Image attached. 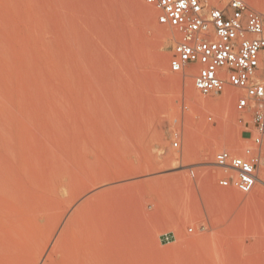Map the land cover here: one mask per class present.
Listing matches in <instances>:
<instances>
[{
	"label": "rangeland",
	"instance_id": "374dc122",
	"mask_svg": "<svg viewBox=\"0 0 264 264\" xmlns=\"http://www.w3.org/2000/svg\"><path fill=\"white\" fill-rule=\"evenodd\" d=\"M156 16L144 0H0V203L26 211L24 259L51 244L88 180L95 264H264V141L248 194L220 187L213 164L251 142L243 91L226 87V111L195 71H170L179 34Z\"/></svg>",
	"mask_w": 264,
	"mask_h": 264
},
{
	"label": "built area",
	"instance_id": "2783aa9c",
	"mask_svg": "<svg viewBox=\"0 0 264 264\" xmlns=\"http://www.w3.org/2000/svg\"><path fill=\"white\" fill-rule=\"evenodd\" d=\"M144 2L157 12L158 24L179 34L170 71H195L193 85L202 95L220 94L227 86L243 91L234 108L240 124L249 116L251 142L240 153L217 151L213 164L221 170L220 187L250 192L259 180L264 141V14L246 0ZM189 174L194 176L192 169Z\"/></svg>",
	"mask_w": 264,
	"mask_h": 264
},
{
	"label": "bare ground",
	"instance_id": "6f19581e",
	"mask_svg": "<svg viewBox=\"0 0 264 264\" xmlns=\"http://www.w3.org/2000/svg\"><path fill=\"white\" fill-rule=\"evenodd\" d=\"M141 9L146 15H149L150 11L148 10L147 5L146 6L141 5ZM167 35H169V32H167ZM195 92L196 91L193 88H190L189 93L195 95L196 94ZM222 93H223L222 104L224 105L226 111H228V109H229V98L231 96L232 91L227 90L225 88ZM197 95H195V99L198 98ZM212 155H213L212 149H211V151L208 150L207 151V158L205 160V164H207V165L210 164V162H211L210 158ZM53 179H52V182H53ZM94 180H96V179L94 178ZM87 182L90 183L88 180L86 182H84V186H82V189L80 190V192H79V190H76V193H75V191L73 193L79 194V195L83 194L85 192L89 193V191H87V190L88 189L90 190V188L92 187V185L94 186V184L91 181L92 185H90V184L87 185L88 184ZM63 185H64V183L62 182V186ZM65 186H67V184ZM78 187L80 188V186H78ZM78 187H76V188L78 189ZM93 189L90 190L91 192L89 193L88 196H86V198L88 197L86 200L82 201L83 199H81L82 202L79 205H77L76 202L74 203V201H76L75 199L77 198L76 197L77 195L73 194V198H71L70 200L73 199L71 201V203L75 204V206H77V207L76 208H74L75 206L73 207L74 209H72V212H69L70 214L68 215L67 219H65L63 224L60 220H59V222H57L55 224L53 231H51V234H49V236L46 239L47 243L51 242V244L49 243L50 244L49 246L44 245L43 247H41L40 250H38L36 252V254H34L33 256H31L28 259H24L22 257L23 256L22 255V252H23L22 243L16 242V240H18L17 238L19 237V233H22L23 237H25L27 235V233H29L27 230H25V227H23V229H22V224H23L22 219L27 218V214H25V216L23 217L24 212H26L25 209L21 203L13 206L14 207L13 209L9 208V206L8 207L4 206L3 205L4 203H0V224L3 222L10 223V219L15 222L14 225H11V228L7 233H0V237H2L4 235L7 238H12V239H6L5 242L3 241V243L0 244V264H95L94 250H93L92 239H91L92 238L91 231L89 230L90 228L87 226V223H89V222H87L85 225L86 219H88L85 217L86 216L85 214H87V212L89 213L92 209V206H93V201L91 202V198L94 197L93 195L95 194L94 193L95 191L92 193ZM68 190H69V188H68ZM51 192H53V191L51 190ZM54 192H55L54 195L56 196L59 191L57 192V190H54ZM77 192H79V193H77ZM248 193H244V194H248ZM70 194H72V193L70 192ZM57 197H59V196L57 195ZM74 197H76V198L74 199ZM1 200H3V199H1ZM79 202H80V200H79ZM10 209H11L12 213H14V214L16 213V216H13L15 218H13V217L10 218V216L6 218V215H10V214L6 213V212H10ZM26 210H27V208H26ZM4 211H6V212H4ZM89 215H90V213H89ZM4 218H6V219H4ZM33 219H34L33 222L35 224V227L38 228V226L40 225L39 219L38 218H33ZM91 219H92V216H91ZM92 221H93V219H92ZM28 223H26V224H28ZM24 226H26V225H24ZM57 227L58 228L60 227V228L56 232L55 229H58ZM36 228H35V230H36ZM33 230H34V228H33ZM29 235H30L29 237H31V239H32V236L34 234L32 236H31V234H29ZM21 240H23V239H21ZM25 241H26V239H25ZM47 243H45V244H47Z\"/></svg>",
	"mask_w": 264,
	"mask_h": 264
}]
</instances>
